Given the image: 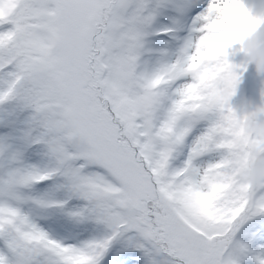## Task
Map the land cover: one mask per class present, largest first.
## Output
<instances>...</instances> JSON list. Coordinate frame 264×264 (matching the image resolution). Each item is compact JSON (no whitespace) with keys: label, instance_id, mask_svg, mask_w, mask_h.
I'll return each instance as SVG.
<instances>
[{"label":"snow or ice","instance_id":"obj_1","mask_svg":"<svg viewBox=\"0 0 264 264\" xmlns=\"http://www.w3.org/2000/svg\"><path fill=\"white\" fill-rule=\"evenodd\" d=\"M261 32L264 0H0V264H264Z\"/></svg>","mask_w":264,"mask_h":264},{"label":"clouds","instance_id":"obj_2","mask_svg":"<svg viewBox=\"0 0 264 264\" xmlns=\"http://www.w3.org/2000/svg\"><path fill=\"white\" fill-rule=\"evenodd\" d=\"M257 41L260 42V48L257 57L252 61V71L255 75L264 79V32L254 36L250 44L254 45Z\"/></svg>","mask_w":264,"mask_h":264},{"label":"trees","instance_id":"obj_3","mask_svg":"<svg viewBox=\"0 0 264 264\" xmlns=\"http://www.w3.org/2000/svg\"><path fill=\"white\" fill-rule=\"evenodd\" d=\"M249 78H251V80L254 82L255 86H257V87L259 86L260 77L255 75L254 72L252 71V69H249L248 72L245 73V83H247ZM239 95L242 96L244 99H250L251 98L247 89H242Z\"/></svg>","mask_w":264,"mask_h":264}]
</instances>
